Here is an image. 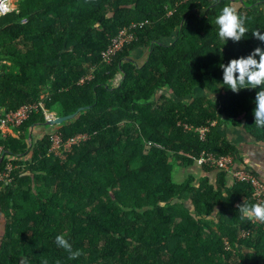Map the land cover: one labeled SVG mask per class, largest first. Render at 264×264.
<instances>
[{
	"label": "trees",
	"instance_id": "trees-1",
	"mask_svg": "<svg viewBox=\"0 0 264 264\" xmlns=\"http://www.w3.org/2000/svg\"><path fill=\"white\" fill-rule=\"evenodd\" d=\"M226 2L15 0L0 17V109L42 102L67 116L83 108L55 127L64 140L90 135L60 159L49 152L53 129L42 111L0 134V169L14 166L11 181L0 182V264H264V223L238 212L264 201L250 184L230 185L226 171L208 165L200 178H174L203 152L239 161L220 131L227 122L264 144L256 90L219 84L220 63L264 48L251 32H264V0H235L250 31L224 45L214 17ZM132 23L143 24L135 40L104 62ZM198 128H207L203 139ZM61 232L81 256L57 247Z\"/></svg>",
	"mask_w": 264,
	"mask_h": 264
},
{
	"label": "built area",
	"instance_id": "built-area-1",
	"mask_svg": "<svg viewBox=\"0 0 264 264\" xmlns=\"http://www.w3.org/2000/svg\"><path fill=\"white\" fill-rule=\"evenodd\" d=\"M16 8L15 0H0V17L12 12ZM143 24L132 23L130 26L122 29L116 37L113 38L108 48L102 52V60L106 63H111L114 57L122 51L123 47L135 40V31L142 27ZM94 70H90L89 73L83 77L79 84H84L86 81L93 78ZM4 73L3 68L0 66V75ZM42 111L44 119L47 123L55 120L58 115L46 109L44 103L40 102L33 105H24L17 109L16 111H4L0 109V134L5 136V133L14 127H19L24 121H26L32 112ZM53 133L51 135V147L49 152L54 154L60 159H64L66 154H68L72 147L84 143L90 139V135L86 133L77 134L66 140L62 138L60 132H58L57 127L52 126ZM186 129H190L186 127ZM202 139L207 132V128H198ZM5 150L0 145V160L4 158ZM196 163L199 166L208 165L212 168L220 171L224 170L229 176L230 185H236L238 183H248L250 184L258 198H264V182L253 174L250 169L245 168L242 164L237 162L236 159L231 155L226 156H215L214 154L203 152L198 158H196ZM14 166L12 163L8 162L5 164L3 169H0V182L9 183L11 181L12 172ZM250 231H243L241 236L246 237Z\"/></svg>",
	"mask_w": 264,
	"mask_h": 264
},
{
	"label": "clouds",
	"instance_id": "clouds-1",
	"mask_svg": "<svg viewBox=\"0 0 264 264\" xmlns=\"http://www.w3.org/2000/svg\"><path fill=\"white\" fill-rule=\"evenodd\" d=\"M214 23L217 36L224 45L228 39L233 42L246 39L245 36L250 31L246 26L245 17L236 7L235 0H228L224 3L215 15ZM251 32L253 37L264 44V32L259 29ZM219 68L222 70V83L219 84L226 85V89L233 93H239L242 89L256 90L253 110L254 124L257 127H264V48L257 46L246 55L232 58L226 64L220 63ZM238 207L241 218L264 223V201L242 203ZM55 244L64 249L71 259L82 255V250L78 248L74 250L62 232L55 235ZM42 264H49V261L44 259ZM55 264H61V262L57 260Z\"/></svg>",
	"mask_w": 264,
	"mask_h": 264
},
{
	"label": "crops",
	"instance_id": "crops-1",
	"mask_svg": "<svg viewBox=\"0 0 264 264\" xmlns=\"http://www.w3.org/2000/svg\"><path fill=\"white\" fill-rule=\"evenodd\" d=\"M144 55L145 53L143 51H139L134 56L139 58ZM41 130L42 129H38L37 132L39 131L38 133L41 134ZM220 131L232 144L236 145L238 149L237 154L239 163L248 167L252 171H255L261 181L264 182V144L257 142L251 135H249L245 131L244 126H233L232 123L227 122L220 127ZM178 174H182V177L180 176V181H183L189 175H194L198 178L205 175L203 169H201L198 165L188 169H178L175 172V176ZM210 179L215 182L216 174L213 173L210 176ZM6 226V218L0 207V246L6 231Z\"/></svg>",
	"mask_w": 264,
	"mask_h": 264
},
{
	"label": "water",
	"instance_id": "water-1",
	"mask_svg": "<svg viewBox=\"0 0 264 264\" xmlns=\"http://www.w3.org/2000/svg\"><path fill=\"white\" fill-rule=\"evenodd\" d=\"M82 110H83V108H80V109H79L76 113H74V114L67 115V116H58L55 120H53V121H51V122H49V123H47V124L50 125V126H54V125H62L64 122L69 121V120L75 118L76 115H77L80 111H82Z\"/></svg>",
	"mask_w": 264,
	"mask_h": 264
},
{
	"label": "rangeland",
	"instance_id": "rangeland-1",
	"mask_svg": "<svg viewBox=\"0 0 264 264\" xmlns=\"http://www.w3.org/2000/svg\"><path fill=\"white\" fill-rule=\"evenodd\" d=\"M182 177V174H178L177 176H174L175 180L176 181H180L181 180V177Z\"/></svg>",
	"mask_w": 264,
	"mask_h": 264
}]
</instances>
